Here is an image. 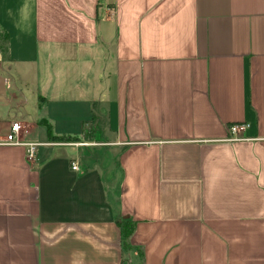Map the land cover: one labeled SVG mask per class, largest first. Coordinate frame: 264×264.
<instances>
[{"label":"crops","instance_id":"obj_1","mask_svg":"<svg viewBox=\"0 0 264 264\" xmlns=\"http://www.w3.org/2000/svg\"><path fill=\"white\" fill-rule=\"evenodd\" d=\"M236 122L264 137V0H0V264H264Z\"/></svg>","mask_w":264,"mask_h":264},{"label":"built area","instance_id":"obj_2","mask_svg":"<svg viewBox=\"0 0 264 264\" xmlns=\"http://www.w3.org/2000/svg\"><path fill=\"white\" fill-rule=\"evenodd\" d=\"M22 123L20 121H14L11 123L10 130L6 137L7 144H15V145H23L26 148V158L28 160H34L39 152L40 142H25L19 138V134L22 130ZM250 127L248 122H236L229 125V139L230 140H252L259 141L264 143V137L256 136V137H245L244 134L246 130ZM78 165L73 163V169H77Z\"/></svg>","mask_w":264,"mask_h":264},{"label":"trees","instance_id":"obj_3","mask_svg":"<svg viewBox=\"0 0 264 264\" xmlns=\"http://www.w3.org/2000/svg\"><path fill=\"white\" fill-rule=\"evenodd\" d=\"M51 138L52 139L55 138V136L52 133H51ZM121 229H122L123 239L124 241H126V239L132 234L134 230V226H131L130 224H126V225H123ZM127 244L128 243L125 242V246H128Z\"/></svg>","mask_w":264,"mask_h":264}]
</instances>
